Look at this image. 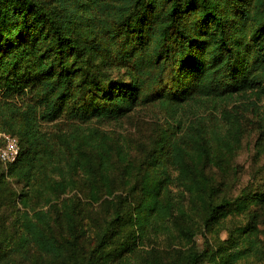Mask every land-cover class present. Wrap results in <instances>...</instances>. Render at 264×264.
<instances>
[{"label": "trees", "instance_id": "obj_1", "mask_svg": "<svg viewBox=\"0 0 264 264\" xmlns=\"http://www.w3.org/2000/svg\"><path fill=\"white\" fill-rule=\"evenodd\" d=\"M60 2L57 11L40 0H0V132L20 144L7 168L0 159V207L21 199V245L64 253L67 244L45 229L47 212L31 204L44 201L58 214L59 204L84 202L54 199L80 185L88 203L113 209L98 246L123 235L122 247L135 250L165 208L191 244V264L207 252L196 247L195 217L207 229L242 218L217 259L253 250L264 185L228 196L209 170H228L247 121L257 122L264 143V0ZM207 102L219 111L211 124L199 111ZM139 105L159 106L167 125L131 159L90 122L117 120ZM61 117L69 129H48ZM8 177L23 182L21 192Z\"/></svg>", "mask_w": 264, "mask_h": 264}, {"label": "rangeland", "instance_id": "obj_2", "mask_svg": "<svg viewBox=\"0 0 264 264\" xmlns=\"http://www.w3.org/2000/svg\"><path fill=\"white\" fill-rule=\"evenodd\" d=\"M47 7L55 10L61 9L60 0H40ZM119 70L118 74H123ZM261 104V103H260ZM214 104L207 102L199 111L206 115L211 124L210 116L219 115L216 110L210 112ZM248 118L256 120L257 116L248 113ZM217 121V120H216ZM48 129L55 131L58 127L69 129L71 122L61 117L54 122L45 123ZM89 124V123H86ZM90 124L98 126L112 137L117 143L124 145L132 152L131 159L139 158L142 150L150 146L154 137H158L167 125L165 112L159 106H137L131 113L117 120L97 121ZM58 125V126H57ZM259 129L257 122H248L240 149L230 164L227 171L213 167L209 170L215 184L220 186L222 193L236 196L243 188H260L264 185V143L258 141ZM4 133V132H0ZM11 134V133H10ZM2 138L3 145L4 139ZM141 160L139 161V163ZM4 168L9 163L2 161ZM17 192H21L23 182H14V178H7ZM84 187L62 194L54 199L61 203L64 197L74 196L84 202L63 206L59 204L58 214L44 201L31 204L35 210L47 212L48 219L44 223L46 231L55 236L59 241L67 244L61 256H55L40 250L37 246H22V201L19 197L16 204L9 203L0 207V264H191L186 259V254L191 244L187 238L180 235L173 219L165 216L166 210L157 216V227L148 231V236L137 245L135 250L129 251L122 247L123 235L114 237L108 245L98 246L101 240L106 221L112 215L110 204H90L83 194ZM33 209H31L32 211ZM33 212V211H32ZM238 217H233L213 229L204 228L199 219L195 217V243L199 251L206 250L202 261L195 264H260L264 262V209H262L259 224L258 241L254 249L242 257H232L229 261L227 254L217 259L216 252L221 246H228L229 228L240 223ZM156 230V231H155ZM255 238L245 239L242 248H248ZM233 248H229L231 252ZM214 256L215 260H211Z\"/></svg>", "mask_w": 264, "mask_h": 264}, {"label": "built area", "instance_id": "obj_3", "mask_svg": "<svg viewBox=\"0 0 264 264\" xmlns=\"http://www.w3.org/2000/svg\"><path fill=\"white\" fill-rule=\"evenodd\" d=\"M4 142L0 147V159L5 163H12L17 160L20 152V144L17 136L4 132L0 133Z\"/></svg>", "mask_w": 264, "mask_h": 264}]
</instances>
